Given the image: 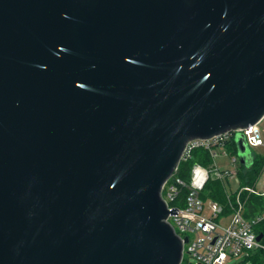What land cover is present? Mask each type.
<instances>
[{"label": "water", "instance_id": "water-1", "mask_svg": "<svg viewBox=\"0 0 264 264\" xmlns=\"http://www.w3.org/2000/svg\"><path fill=\"white\" fill-rule=\"evenodd\" d=\"M262 116L264 0H0V264H181L163 184Z\"/></svg>", "mask_w": 264, "mask_h": 264}, {"label": "built area", "instance_id": "built-area-1", "mask_svg": "<svg viewBox=\"0 0 264 264\" xmlns=\"http://www.w3.org/2000/svg\"><path fill=\"white\" fill-rule=\"evenodd\" d=\"M237 131L245 135L252 155L264 156V116ZM235 133L233 130L187 142L181 160L191 158L193 151L201 148L207 151L209 163H193L187 180L176 175L177 167L162 186L168 208H177V214H169L167 221L181 238L188 237L183 242L182 260L187 254L195 264H222L228 257L241 260L257 252L264 255V208L256 210L248 201L252 196L264 199V165L251 184L241 183L244 165L237 154ZM217 157H229L231 167L218 166ZM209 179L221 182L224 203L200 197Z\"/></svg>", "mask_w": 264, "mask_h": 264}, {"label": "trees", "instance_id": "trees-1", "mask_svg": "<svg viewBox=\"0 0 264 264\" xmlns=\"http://www.w3.org/2000/svg\"><path fill=\"white\" fill-rule=\"evenodd\" d=\"M210 161L207 151L198 148L193 151L192 157L187 160H181L178 164L176 175L180 178L187 180L190 173V168L193 163L198 162L203 165H207ZM264 165V156L253 153V163L250 167L244 166V172L241 173V183L251 184L257 176L260 168ZM202 199L211 198L221 203L225 202V193L221 182L216 179H209L205 184L202 191L199 193ZM250 204H253L257 209L264 208V199L261 197L252 196L248 200ZM262 230H264V224H262ZM246 259H250L253 264H264V255L257 252L241 259L237 264L243 263ZM181 264H187L182 260Z\"/></svg>", "mask_w": 264, "mask_h": 264}, {"label": "rangeland", "instance_id": "rangeland-1", "mask_svg": "<svg viewBox=\"0 0 264 264\" xmlns=\"http://www.w3.org/2000/svg\"><path fill=\"white\" fill-rule=\"evenodd\" d=\"M216 164L221 167H231V162L229 157H217ZM184 262L187 264H195V260L190 258L187 254H184ZM240 261V257H228L222 264H237ZM240 264H253L250 259H246Z\"/></svg>", "mask_w": 264, "mask_h": 264}]
</instances>
